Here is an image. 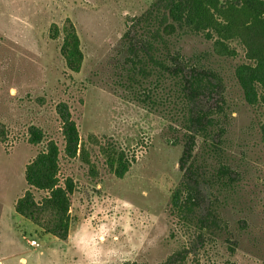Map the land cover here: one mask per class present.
Here are the masks:
<instances>
[{
  "label": "rangeland",
  "instance_id": "rangeland-1",
  "mask_svg": "<svg viewBox=\"0 0 264 264\" xmlns=\"http://www.w3.org/2000/svg\"><path fill=\"white\" fill-rule=\"evenodd\" d=\"M152 1L0 0V122L9 136L0 144V264H162L185 241L171 209L182 154L181 145L167 142L173 116L137 104L119 76L126 25ZM69 22L83 53L78 73L66 68L61 36L52 31ZM176 42L185 57H204L222 79L227 117L221 147L238 175L235 188L218 195L235 252L221 242L189 254L184 264H264V104L249 106L237 84L245 51L234 42L235 55L219 58L200 36ZM60 103L76 124L81 150L60 160L61 176L75 185L66 242L13 210L26 190L25 167L44 146L29 142L30 129L63 150ZM112 150L129 162L123 178L109 168ZM31 240L39 246H29Z\"/></svg>",
  "mask_w": 264,
  "mask_h": 264
},
{
  "label": "trees",
  "instance_id": "trees-1",
  "mask_svg": "<svg viewBox=\"0 0 264 264\" xmlns=\"http://www.w3.org/2000/svg\"><path fill=\"white\" fill-rule=\"evenodd\" d=\"M60 55L66 68L78 73L83 63L80 41L69 22L58 28ZM200 36L211 43L219 58L235 55L231 44L245 51L247 62L235 70L244 101L251 107L264 104V0H153L140 16L126 25L121 38L124 61L120 78L124 89L137 104L172 114L167 140L181 145V178L171 197V209L180 223L184 242L162 264H184L189 254L221 242L230 254L236 241L227 221L221 216L218 195L233 190L238 176L224 162L221 138L226 119L224 85L218 73L202 62L204 57L187 58L178 39ZM61 122L63 150L45 140L40 129L32 127L29 142L43 148L26 165V190L15 201V214L29 221L60 242H66L71 223L72 178L60 173V160L74 159L81 152L80 138L68 107L56 108ZM0 122V144L8 141ZM264 145V124L261 125ZM198 140L201 141L197 149ZM109 168L118 178L128 171L129 162L121 151H111ZM124 264H145L125 262Z\"/></svg>",
  "mask_w": 264,
  "mask_h": 264
},
{
  "label": "built area",
  "instance_id": "built-area-1",
  "mask_svg": "<svg viewBox=\"0 0 264 264\" xmlns=\"http://www.w3.org/2000/svg\"><path fill=\"white\" fill-rule=\"evenodd\" d=\"M28 243H29V246H31V247H38V246H39V245L37 244V242L34 241V240L28 241Z\"/></svg>",
  "mask_w": 264,
  "mask_h": 264
}]
</instances>
